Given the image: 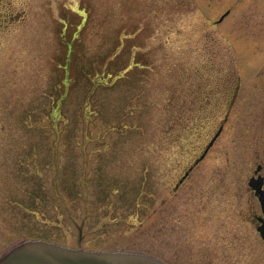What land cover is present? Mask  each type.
Masks as SVG:
<instances>
[{"label":"rangeland","instance_id":"obj_1","mask_svg":"<svg viewBox=\"0 0 264 264\" xmlns=\"http://www.w3.org/2000/svg\"><path fill=\"white\" fill-rule=\"evenodd\" d=\"M235 84L200 190L172 194ZM258 157L264 0H0V254L34 237L264 264Z\"/></svg>","mask_w":264,"mask_h":264},{"label":"water","instance_id":"obj_2","mask_svg":"<svg viewBox=\"0 0 264 264\" xmlns=\"http://www.w3.org/2000/svg\"><path fill=\"white\" fill-rule=\"evenodd\" d=\"M227 14V13H226ZM224 14L220 21L225 17ZM220 126L205 149L212 146L222 131ZM249 185L259 197L263 215L257 226L264 239V190L261 183L251 178ZM22 239V240H21ZM0 264H168L156 255L135 250H99L83 246H68L44 239L21 237L0 254Z\"/></svg>","mask_w":264,"mask_h":264},{"label":"flooded vegetation","instance_id":"obj_3","mask_svg":"<svg viewBox=\"0 0 264 264\" xmlns=\"http://www.w3.org/2000/svg\"><path fill=\"white\" fill-rule=\"evenodd\" d=\"M8 19H10L12 16H7ZM14 17V16H13ZM235 90L233 91V93L231 94V100L228 104L227 107V113L225 115H227V117L225 116L224 121L226 122L229 118L230 115V109L233 107L234 102L236 100V97L238 95V92L240 90V84H235ZM201 109V99H199L198 102V107H196L195 109V119H194V132L196 133L195 139L200 141L201 140V135L199 134V130L201 128L200 122H201V115L197 113V111ZM223 121V122H224ZM221 122V123H223ZM220 126V125H219ZM218 126V127H219ZM183 128L185 129V126H183ZM218 129V128H217ZM223 132V130H222ZM221 132V134H222ZM220 134V135H221ZM219 135V136H220ZM218 136V138H219ZM213 136H211V138L209 139V141L205 144L202 145V142L200 141L199 145L195 148V151L193 152V156H191L184 164L183 166V170L182 172L179 174L178 178H177V182L174 184L173 189H172V194L177 193L178 191H180L182 188H189L191 190H195V191H199L200 190V178H197L196 176L199 177V174H197L196 172L201 168L202 163L208 158V156L211 154V150L212 148L215 146L216 141L218 140V138L215 140L214 144L208 149V151L204 154L205 152V148L207 146V144L210 142V140L212 139ZM259 156V154H258ZM195 177V178H194ZM194 178V180H193ZM251 178H255L257 180L260 181L262 189L264 190V159L258 157V160L255 162V166L252 170V174L249 177V180ZM193 180V181H192ZM248 180V181H249ZM198 187V188H197ZM253 195L257 198L259 205H260V211H253L249 217V220L252 223H255V225L257 226L260 223V219L259 217L262 216V209H261V204L260 201L258 199V196L256 195L255 191L253 189H251Z\"/></svg>","mask_w":264,"mask_h":264}]
</instances>
